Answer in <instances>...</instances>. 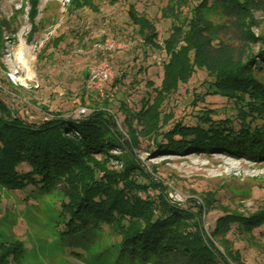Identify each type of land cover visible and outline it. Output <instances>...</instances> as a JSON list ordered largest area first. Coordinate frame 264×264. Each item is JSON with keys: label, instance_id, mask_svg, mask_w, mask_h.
Here are the masks:
<instances>
[{"label": "trees", "instance_id": "trees-1", "mask_svg": "<svg viewBox=\"0 0 264 264\" xmlns=\"http://www.w3.org/2000/svg\"><path fill=\"white\" fill-rule=\"evenodd\" d=\"M30 2L33 19L38 0ZM221 2L227 16L247 24L252 23V10L264 4V0ZM72 3L76 8L94 7L91 0ZM176 5L191 7L186 1ZM180 9L171 7L168 14L174 17L173 36L165 42L170 64L165 68L162 90L144 100L137 117L125 112L126 137L105 107L79 117L65 116L70 110L53 112L43 107L39 110L51 117L32 122L0 92V185L30 195L54 190L64 193L60 204L65 218L63 238L114 235L118 240L110 249L117 264H242L233 254L223 257L210 237L232 231L242 236L256 231L264 235V212L250 216L221 212L211 219L213 227L209 225L206 233V207H212L216 195L204 196L203 206L195 201L176 203L168 197L171 188L152 176L133 154L139 137L146 134L159 150L177 155L212 150L264 162V83L254 75L262 70L264 53L259 59L251 56L241 62L232 50L215 45L208 34L201 35L198 25L190 24ZM201 16L202 11L195 19ZM129 23L138 26V35L144 39L142 48H158V33L149 17L131 10ZM207 30L204 24L203 33ZM190 61L205 70L208 78L188 99L189 107L196 111L170 123L166 115L162 117L164 99L188 81L194 71ZM208 96L224 101L216 108L203 105L198 110ZM134 121L138 129L133 128ZM146 129L148 134L143 133ZM112 160L122 163L119 171L110 169ZM20 256V247H0V264H20Z\"/></svg>", "mask_w": 264, "mask_h": 264}, {"label": "rangeland", "instance_id": "rangeland-1", "mask_svg": "<svg viewBox=\"0 0 264 264\" xmlns=\"http://www.w3.org/2000/svg\"><path fill=\"white\" fill-rule=\"evenodd\" d=\"M72 1L38 0L35 17L31 19L30 0H0V92L32 122L51 117L39 110L43 107L53 112L70 110L65 116L74 117H79L82 108L87 109L88 114L105 107L116 117L126 137V113L137 117L136 112L144 107V100L156 97L155 90H162L165 68L170 64L165 42L173 36L174 17L168 14L171 7L180 9L177 1L191 5L180 10L190 24L198 25L201 35L208 34L215 45L232 50L233 56L241 62L251 56L254 60L259 59L264 53V4L252 10V23L247 24L241 18L227 16L222 0H91L94 7L77 8ZM131 10L134 13L138 10L154 23L158 48H142L140 44L144 39L138 35V26L129 23ZM200 11L201 18L195 19ZM204 24L208 30L203 33ZM103 33L124 48L107 54L118 82H110L102 97L95 91L85 90L82 74L100 58L93 45ZM20 48L29 49V59L35 69L27 82L24 81L26 72L17 60ZM203 63L206 65V61ZM189 64L194 71L188 81L178 85L164 99L162 117L166 115L170 123L184 115L189 118L190 113L196 111L191 110L188 99L200 91L208 78L205 70L192 61ZM263 67L264 64L262 70L254 72L262 83ZM12 72H18L17 84L9 79L8 74ZM223 101L219 96H208L197 109H202L203 105L216 108ZM133 125L138 129L135 121ZM147 130L143 133L148 134ZM139 139L140 144L133 154L152 176L171 188L168 197L172 201H195L203 206L204 196L216 195L212 207H206L208 216L203 225L206 233L210 226L213 227L211 219L221 212L245 216L263 214V161H248L212 150H191L177 155L159 150L146 134ZM152 145L153 149L150 148ZM112 154L119 155L120 152ZM121 164L112 160L109 167L119 171ZM63 194L54 190L30 195L0 185V247H20V264H117L110 249V245L118 240L114 235L63 238L61 229L65 218L60 211ZM210 238L223 257L233 254L242 264H264V235L259 231L245 236L232 231Z\"/></svg>", "mask_w": 264, "mask_h": 264}, {"label": "built area", "instance_id": "built-area-1", "mask_svg": "<svg viewBox=\"0 0 264 264\" xmlns=\"http://www.w3.org/2000/svg\"><path fill=\"white\" fill-rule=\"evenodd\" d=\"M102 40L97 44V49L100 54V58L91 65L88 69V76L85 81L86 91H95L100 96H104L106 86L115 80L116 72L108 61L107 54L111 52H117L123 49V45L114 39L106 36L105 33L102 35ZM9 79L12 83H15L18 76V72H12L8 74ZM27 82V80H24ZM2 88L0 84V89ZM81 114H87V109L82 108Z\"/></svg>", "mask_w": 264, "mask_h": 264}, {"label": "bare ground", "instance_id": "bare-ground-1", "mask_svg": "<svg viewBox=\"0 0 264 264\" xmlns=\"http://www.w3.org/2000/svg\"><path fill=\"white\" fill-rule=\"evenodd\" d=\"M17 60L20 62L21 67L26 72V80L33 77L35 69L33 68L32 61L29 59V49L20 48Z\"/></svg>", "mask_w": 264, "mask_h": 264}, {"label": "crops", "instance_id": "crops-1", "mask_svg": "<svg viewBox=\"0 0 264 264\" xmlns=\"http://www.w3.org/2000/svg\"><path fill=\"white\" fill-rule=\"evenodd\" d=\"M106 34V33H105ZM100 37H102V35H100ZM103 38H101L100 40H98L99 42L102 40ZM97 41V42H98ZM97 42L96 41H94V43L97 45ZM93 45V47L95 48V50H96V52L99 54V52H98V49L96 48V45ZM94 64V63H93ZM88 69H89V67L86 69V71L85 72H83V74H82V79L84 80V82L86 81V79H87V76H88ZM67 77V76H66ZM110 84V83H109ZM108 84V85H109Z\"/></svg>", "mask_w": 264, "mask_h": 264}, {"label": "water", "instance_id": "water-1", "mask_svg": "<svg viewBox=\"0 0 264 264\" xmlns=\"http://www.w3.org/2000/svg\"><path fill=\"white\" fill-rule=\"evenodd\" d=\"M81 115H87V114H80L79 116H81Z\"/></svg>", "mask_w": 264, "mask_h": 264}]
</instances>
